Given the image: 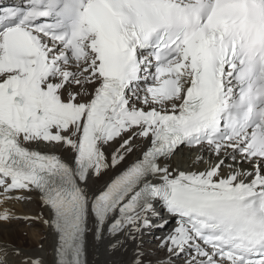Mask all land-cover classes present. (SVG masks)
Instances as JSON below:
<instances>
[{
    "label": "snow or ice",
    "instance_id": "snow-or-ice-1",
    "mask_svg": "<svg viewBox=\"0 0 264 264\" xmlns=\"http://www.w3.org/2000/svg\"><path fill=\"white\" fill-rule=\"evenodd\" d=\"M21 193L49 210L54 264H86L90 233L135 245L129 264H264V0L0 7V205ZM0 264L44 261L2 245Z\"/></svg>",
    "mask_w": 264,
    "mask_h": 264
},
{
    "label": "bare ground",
    "instance_id": "bare-ground-1",
    "mask_svg": "<svg viewBox=\"0 0 264 264\" xmlns=\"http://www.w3.org/2000/svg\"><path fill=\"white\" fill-rule=\"evenodd\" d=\"M134 143L139 144V141H134ZM39 150L45 152H57L62 157L67 158V154L61 152V150L57 147H45L43 145H40ZM110 151L111 149H106V153ZM138 154L139 150L128 156L124 163H131L134 159H136ZM194 155V153L189 152L186 149H181L176 153L175 156L171 158L169 164L171 167H176L177 165H179L181 169L187 168L192 164ZM205 159H207V155H205ZM200 167L202 168L204 167V165L201 164ZM106 178L107 177H104L100 181H98L96 186H99V184L103 183V179ZM21 194L31 195L32 199L30 201H7L5 205H7L8 207L5 206V208H8L10 211L15 210L12 212L14 214H16L17 211H20L21 213L29 214L33 217L40 216V214L42 213L43 215L40 216V220L38 222L35 220L31 222L32 224L37 223L38 230L34 228L35 230H37L36 233L29 232V242L26 246H24L23 241L18 240L19 234L22 233L24 228H26L22 224L20 225L21 221L12 220L7 223L1 222L2 224L0 223V246L8 245L10 252L13 248L19 249L22 253V256H39L44 261V264H54L55 235L43 223L45 219H49L50 217L49 210L46 207L41 206V203L36 193ZM12 195L17 194L13 193ZM18 214L20 215V213ZM174 226L175 222H173V220H170L167 226L163 229L160 228L157 233H144L138 243H141V250L147 253V259L156 261L165 255V252L163 250L158 249L157 247V245L159 244V239L157 238H162L163 236H165ZM16 243H18L17 246H15ZM108 245L109 238L105 237L104 239L98 241L90 233L86 240V264H129L133 255L135 245H133L131 242H128L124 248L117 249H111ZM9 259L12 261H19L22 259V257L10 255ZM183 260V256L179 258L173 257L171 264H183Z\"/></svg>",
    "mask_w": 264,
    "mask_h": 264
},
{
    "label": "rangeland",
    "instance_id": "rangeland-1",
    "mask_svg": "<svg viewBox=\"0 0 264 264\" xmlns=\"http://www.w3.org/2000/svg\"><path fill=\"white\" fill-rule=\"evenodd\" d=\"M6 204V202L3 204V205H0V209H2L3 210V208H5V206H7V205H5ZM2 206H4V207H2ZM8 207V206H7ZM13 211H15V210H13ZM13 211H11V212H13ZM17 211V210H16ZM18 213H20V215H24V216H29V214H24V213H21L20 211H17L16 212V215H19ZM31 216V215H30ZM33 217V216H32ZM14 220H17V221H21V223H20V225L22 224L23 226H25L26 228H24V230L22 231V233H20L19 234V237H18V240H20V241H23V244H24V246H26L27 245V243L29 242L28 240H29V237H28V235H30L29 234V232H32V233H36L37 232V230H38V225H37V223H35V224H32L31 222L29 223V222H24L23 220H18V219H14ZM1 223V222H0ZM2 224V223H1ZM8 226V225H7ZM13 226V225H12ZM37 229V230H35V229ZM34 231H33V230ZM26 230V231H25ZM30 230V231H29ZM158 232V230L155 232V233H157ZM21 239H23V240H21ZM15 241V240H14ZM18 245V243H16L15 244V246H17Z\"/></svg>",
    "mask_w": 264,
    "mask_h": 264
}]
</instances>
